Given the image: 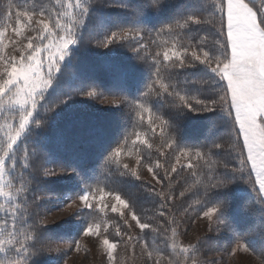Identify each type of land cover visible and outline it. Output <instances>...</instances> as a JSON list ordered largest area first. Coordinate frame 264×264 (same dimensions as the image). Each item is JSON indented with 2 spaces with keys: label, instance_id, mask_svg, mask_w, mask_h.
<instances>
[{
  "label": "snow or ice",
  "instance_id": "snow-or-ice-1",
  "mask_svg": "<svg viewBox=\"0 0 264 264\" xmlns=\"http://www.w3.org/2000/svg\"><path fill=\"white\" fill-rule=\"evenodd\" d=\"M143 172L162 223L120 187ZM85 238L103 264H264V0H0V264Z\"/></svg>",
  "mask_w": 264,
  "mask_h": 264
},
{
  "label": "trees",
  "instance_id": "trees-1",
  "mask_svg": "<svg viewBox=\"0 0 264 264\" xmlns=\"http://www.w3.org/2000/svg\"><path fill=\"white\" fill-rule=\"evenodd\" d=\"M185 0H176L177 4L184 3ZM97 23L100 22H107L112 19L116 18H122V14H120L118 9L115 8H108V7H101L97 11ZM203 34V33H202ZM76 117H73L69 115L65 118L64 121L61 122V127L64 128L67 131V134L72 137L75 134V128L73 125V120ZM224 159L230 160L231 158L225 154ZM93 160L95 161V157H93ZM103 161H99V164H102ZM144 177V176H143ZM150 180L146 177H144L143 181H132L125 184H122L120 187L122 190L126 193L132 194L138 204L139 207L147 209V212L145 214V218L151 216L153 217V220L151 221L153 224H159L163 222V218L159 217L155 211L156 204L151 199L147 192V188L145 185L148 184ZM157 188H159V185H156ZM176 188H179L177 185ZM63 190V186H60L56 189V192L54 195H59L60 192ZM196 197L192 196L191 193H189L184 200L176 201V207L173 209V211L176 213V216L179 220L182 221V227H188L189 221L187 219V215L184 214V210L188 208L189 204H192V208L189 209V213L193 212L194 210L198 209V205H195L193 203V200ZM113 217H115V214H112ZM109 231H112V229H109ZM210 239L207 241L206 247L209 249V252L207 253L208 256L212 255L211 249H215L223 244V240L215 237L214 235L207 234ZM153 238V234L149 235V239ZM156 243L159 245H163L164 236L156 234L155 235ZM181 239L187 243L183 239V235L181 236Z\"/></svg>",
  "mask_w": 264,
  "mask_h": 264
},
{
  "label": "rangeland",
  "instance_id": "rangeland-1",
  "mask_svg": "<svg viewBox=\"0 0 264 264\" xmlns=\"http://www.w3.org/2000/svg\"><path fill=\"white\" fill-rule=\"evenodd\" d=\"M131 164L132 162L129 161ZM142 175L149 180H151L150 175L147 172H143ZM72 209H68L67 211L64 212H54L50 216V221L52 220H62L64 219L69 212H71ZM205 226H206V221L204 220H197L195 225L191 227V230L186 234L183 235V239L186 242L189 241H194L197 236L200 235H205ZM186 227V226H185ZM213 235L212 233H208ZM84 243L88 245V247L91 249L90 252H81L79 254L73 253L72 258L68 261V264H103L105 257L101 255V253L97 250L96 243L94 240L90 238H85ZM140 252L139 246L137 247V253ZM120 256H126L127 254L124 253L122 247L119 251ZM212 255L209 256L211 258ZM119 264V261H118ZM126 264L128 262L126 261ZM133 264H144V258L142 255H137L135 258Z\"/></svg>",
  "mask_w": 264,
  "mask_h": 264
}]
</instances>
